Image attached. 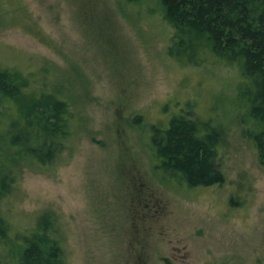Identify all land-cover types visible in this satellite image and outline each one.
<instances>
[{
  "label": "rangeland",
  "instance_id": "1",
  "mask_svg": "<svg viewBox=\"0 0 264 264\" xmlns=\"http://www.w3.org/2000/svg\"><path fill=\"white\" fill-rule=\"evenodd\" d=\"M151 1L0 0V64L57 91L74 116L56 157L13 166L3 213L23 232L49 212L64 264H264L248 86L231 64L173 58V28ZM179 113L220 129L223 182L186 186L160 166L152 127Z\"/></svg>",
  "mask_w": 264,
  "mask_h": 264
},
{
  "label": "trees",
  "instance_id": "2",
  "mask_svg": "<svg viewBox=\"0 0 264 264\" xmlns=\"http://www.w3.org/2000/svg\"><path fill=\"white\" fill-rule=\"evenodd\" d=\"M127 1L143 4L151 0ZM156 2L173 28L168 46L173 58L186 64L214 60L231 64L239 71L240 84L248 86L247 102H241L249 107L247 122L254 128L246 133L264 163V0ZM73 120L69 101L57 91L44 87L20 68L0 64V246L8 264L65 262L49 212L42 213L26 231L16 232L1 203L14 179L13 166L24 158L47 163L56 157L61 140L73 131ZM152 128L151 147L162 168L190 187L223 182L215 162L219 128L208 127L203 131L196 120L183 113L174 114L167 124ZM1 149L5 151L2 153Z\"/></svg>",
  "mask_w": 264,
  "mask_h": 264
}]
</instances>
